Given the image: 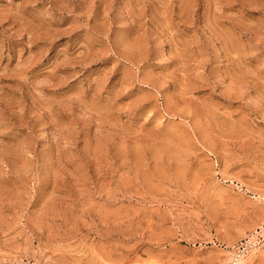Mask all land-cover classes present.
Listing matches in <instances>:
<instances>
[{"label": "rangeland", "instance_id": "1", "mask_svg": "<svg viewBox=\"0 0 264 264\" xmlns=\"http://www.w3.org/2000/svg\"><path fill=\"white\" fill-rule=\"evenodd\" d=\"M0 264H264V0H0Z\"/></svg>", "mask_w": 264, "mask_h": 264}]
</instances>
